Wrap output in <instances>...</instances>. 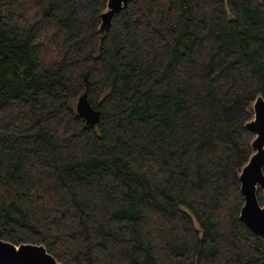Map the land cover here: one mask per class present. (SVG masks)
<instances>
[{"label": "trees", "instance_id": "obj_1", "mask_svg": "<svg viewBox=\"0 0 264 264\" xmlns=\"http://www.w3.org/2000/svg\"><path fill=\"white\" fill-rule=\"evenodd\" d=\"M107 2L0 0V239L62 264H264L240 218L264 0H131L101 30Z\"/></svg>", "mask_w": 264, "mask_h": 264}, {"label": "water", "instance_id": "obj_2", "mask_svg": "<svg viewBox=\"0 0 264 264\" xmlns=\"http://www.w3.org/2000/svg\"><path fill=\"white\" fill-rule=\"evenodd\" d=\"M131 0H108L101 14V30H109L113 17L120 13ZM78 114L87 124L95 126L100 122V111L95 109L83 93L77 101ZM254 117L246 128L254 135V153L240 173L241 189L245 199L241 220L256 234L264 237V204L258 198L261 189L264 196V95H259L253 105ZM0 264H62L43 244L22 243L0 239Z\"/></svg>", "mask_w": 264, "mask_h": 264}]
</instances>
